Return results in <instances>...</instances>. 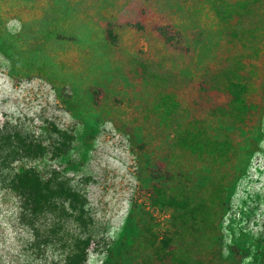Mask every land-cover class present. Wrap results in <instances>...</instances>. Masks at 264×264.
Instances as JSON below:
<instances>
[{
  "label": "rangeland",
  "instance_id": "1",
  "mask_svg": "<svg viewBox=\"0 0 264 264\" xmlns=\"http://www.w3.org/2000/svg\"><path fill=\"white\" fill-rule=\"evenodd\" d=\"M29 165L83 197L84 226L61 202L25 233L10 180ZM76 252L264 264V0H0V264Z\"/></svg>",
  "mask_w": 264,
  "mask_h": 264
},
{
  "label": "trees",
  "instance_id": "2",
  "mask_svg": "<svg viewBox=\"0 0 264 264\" xmlns=\"http://www.w3.org/2000/svg\"><path fill=\"white\" fill-rule=\"evenodd\" d=\"M107 37L114 39L111 31H106ZM46 134L58 140L66 139L65 132L59 131L52 124L46 123ZM23 150L27 163L39 160L44 155V148L37 142L34 136L25 132ZM10 190L13 191L20 200V210L18 212V221L21 223L25 233L37 235L32 228L33 218L43 212L56 210L57 204L65 202L68 208L76 216V221L84 226L87 220V210L85 209V200L76 191L65 189L61 183H57L54 178L40 174L33 166H27L25 169L15 174L10 180ZM157 195L153 203L165 205V207L183 208L184 199L177 201L173 198H167L161 191L156 190ZM60 201L57 203V200ZM33 233V234H32ZM169 239L164 238L161 244H168ZM49 241L46 242L49 245ZM155 247V245H154ZM81 255L73 253L63 264H79Z\"/></svg>",
  "mask_w": 264,
  "mask_h": 264
}]
</instances>
